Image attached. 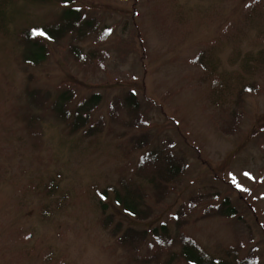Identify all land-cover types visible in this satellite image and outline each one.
<instances>
[{
    "label": "rangeland",
    "instance_id": "374dc122",
    "mask_svg": "<svg viewBox=\"0 0 264 264\" xmlns=\"http://www.w3.org/2000/svg\"><path fill=\"white\" fill-rule=\"evenodd\" d=\"M73 5L109 27L105 38L80 43L93 60H77L65 37L50 43L46 60L32 66L19 58V33L51 20L61 5L0 0V264H136L111 233L118 221L135 229L164 223L210 254L240 246L239 257L252 251L264 264V0ZM246 83L254 88L238 97ZM27 90L46 94L47 103L69 91L72 107L98 94L91 120L100 118L102 130L90 137L83 128L69 133L47 109L40 144L33 145L14 115L27 103ZM129 91L140 102L139 127L109 117L113 99ZM232 110L239 112L228 118L234 131H223L224 114ZM109 125L120 137L108 132ZM140 133L149 136L147 147L168 143L183 157L169 192L149 201L152 212L145 218L127 214L98 192L145 150L126 156L118 146ZM224 197L235 216L214 207ZM100 199L112 214L107 228ZM167 259L164 253L161 262ZM171 264L187 263L178 258Z\"/></svg>",
    "mask_w": 264,
    "mask_h": 264
},
{
    "label": "trees",
    "instance_id": "16d2710c",
    "mask_svg": "<svg viewBox=\"0 0 264 264\" xmlns=\"http://www.w3.org/2000/svg\"><path fill=\"white\" fill-rule=\"evenodd\" d=\"M37 3H58L60 11L49 21L25 26L19 33L18 42L23 46L19 55L20 60L28 65H38L46 60L50 43L61 44L62 39L68 37V49L79 61H92L94 53H84L81 42L89 37L105 38L109 27L102 24L99 19L82 11L73 5L74 0H33ZM43 33V35H40ZM101 64V56L95 57ZM254 88L253 83H246L238 89V97L246 90ZM28 101L19 110H14V115L24 122L25 129L33 145H39L41 141L40 121L47 109L53 111L56 118L64 121L69 127L68 132L73 133L83 128V135L90 137L100 132L104 122L99 118L92 122V112L99 101V95L93 94L79 101L75 106H70L73 94L62 91L54 99L47 103L48 96L34 90L26 91ZM31 105L42 111H32ZM18 112V113H16ZM121 112L124 115H121ZM237 110L226 112L223 131H234V123L229 117L236 118ZM112 122L121 123L130 128L139 127L144 122L140 114V102L133 91L122 96H116L109 110ZM87 125V126H86ZM108 132L114 137H120L121 133H115L109 125ZM149 136L145 133L130 135L124 143H119L123 154L129 155L136 149L145 150L139 153L134 163L124 165L120 169L114 183L107 184L98 189L99 194L106 198L111 196L127 214L137 218H145L152 212L150 200L157 202L170 190L171 183L182 169L183 157H177L170 144H154L147 147ZM100 199L101 224L107 228L112 222V214L107 212V205ZM216 209L223 215L235 216L237 211L228 197H224ZM111 233L116 236V243L127 250L130 261L136 264H171L178 258L187 264H258V257L252 251L239 257L237 251L240 246H227L220 250L219 254H210L204 251L195 240L186 236L183 232L172 234L164 223L155 225L149 229H135L133 227H121L120 221L111 227ZM178 244V250L174 251V244ZM142 247L144 250L142 251ZM167 254V260L161 262L162 255Z\"/></svg>",
    "mask_w": 264,
    "mask_h": 264
},
{
    "label": "snow or ice",
    "instance_id": "6c2138e0",
    "mask_svg": "<svg viewBox=\"0 0 264 264\" xmlns=\"http://www.w3.org/2000/svg\"><path fill=\"white\" fill-rule=\"evenodd\" d=\"M40 35H43V33H40Z\"/></svg>",
    "mask_w": 264,
    "mask_h": 264
}]
</instances>
